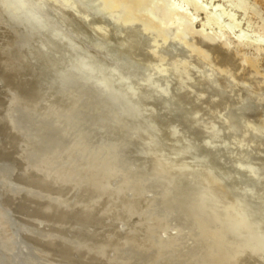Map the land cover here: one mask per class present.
<instances>
[{
  "label": "rangeland",
  "instance_id": "obj_1",
  "mask_svg": "<svg viewBox=\"0 0 264 264\" xmlns=\"http://www.w3.org/2000/svg\"><path fill=\"white\" fill-rule=\"evenodd\" d=\"M127 1L0 0V264H264V52L211 74L203 11ZM214 1L264 39V0Z\"/></svg>",
  "mask_w": 264,
  "mask_h": 264
},
{
  "label": "bare ground",
  "instance_id": "obj_2",
  "mask_svg": "<svg viewBox=\"0 0 264 264\" xmlns=\"http://www.w3.org/2000/svg\"><path fill=\"white\" fill-rule=\"evenodd\" d=\"M106 2H108V6L110 9H116L118 8V6L121 3H127V0H105ZM141 0H129V4H132L134 6H136L137 4L140 3ZM226 1H230L231 3H236L239 1H245L248 2L249 0H226ZM214 0H186V2H184L185 4L191 3L193 5L194 8V13H189L188 15V20L190 22H193L197 16H198V12L199 11H203L205 13V22H203L201 24V30L196 32V35L198 37H205L210 39V41H215V38L221 40L222 38H224L223 41L218 42V46H204V48L200 47V52H202L204 55H208L210 53H215L218 57L215 59V61L213 62V64L208 65L207 68L209 69L210 73H215L216 71H224V72H229V68H231L232 66H230L233 62V60L236 58V56H238L239 58H241L243 61H245L247 64H251L253 63V59L252 57L248 56L247 54H245L241 49L236 50L235 52L230 51V49L228 48L227 45H229L231 42H233V40H236L238 45H252L251 41L255 44V48L257 52H264V44H258L260 41H263V37L261 34L256 35L255 37H251V38H246L245 33L243 31H240L239 33L235 34V39H229L225 37V33L221 30L222 28H228L231 29L233 28V24L232 23H224L221 24V20L223 15H228L230 18H232L235 21V14L233 12H227L225 7H223L222 3H214ZM249 3V2H248ZM253 6H256V3L253 2L252 3ZM169 8L168 10H166L165 12H163V15L168 17L169 20H173L175 18V16H178L180 13L178 12L179 9L182 10L183 8V3L175 1V0H171L170 4H168ZM165 17H163L164 19ZM120 19L121 20H128L129 19V15H120ZM149 21V20H148ZM211 23L213 24H217L219 26V33L217 32H213L212 34H208L205 32V27L209 26ZM99 27H101V23L98 24ZM98 27V28H99ZM143 31H146V27L141 28L139 30V28H135V29H129L126 30V35L127 38H129V40L127 41L130 48L127 49L125 51V59H128V57L131 56V50L132 48L136 45L135 40L136 36H138L139 34L143 33ZM249 41V42H248ZM151 65H147L145 68L142 69L143 72H147L148 69L147 67L150 68ZM245 70H243L244 72ZM262 74H264V72H262ZM221 77V76H220ZM219 77V78H220ZM219 78H215V80H218ZM222 79L224 80L225 77L222 76ZM239 79V78H238ZM223 82V81H221ZM249 92V90H247ZM215 92V91H213ZM216 93V92H215ZM249 93H255L254 90H251ZM259 99V100H258ZM256 99V103H260V101H263V99L258 98ZM224 100V99H223ZM251 101V97L250 96H244L242 98H240L239 101H233L236 103H229L224 100V103H226L225 105H227L228 107H230L233 104H236L237 106H242V107H247L248 102ZM233 107V106H232ZM230 126H231V130L233 131H238L240 130V124L237 120L233 119V116L230 115ZM101 249H105L109 246H111V244L109 242H104L101 245Z\"/></svg>",
  "mask_w": 264,
  "mask_h": 264
}]
</instances>
